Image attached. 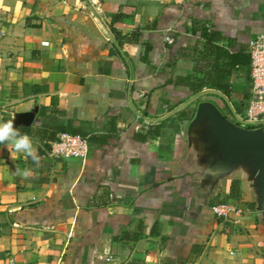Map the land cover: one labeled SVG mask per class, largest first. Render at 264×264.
<instances>
[{
	"label": "crops",
	"instance_id": "crops-1",
	"mask_svg": "<svg viewBox=\"0 0 264 264\" xmlns=\"http://www.w3.org/2000/svg\"><path fill=\"white\" fill-rule=\"evenodd\" d=\"M194 20L216 44L249 50L264 0H0V120L22 125L17 116L36 109L23 126L40 157L37 167L0 144V264H264L251 181L236 170L211 184L188 138L197 103L231 119L245 81L236 70L231 100L190 101L205 91L194 93V61L180 55L204 42ZM43 121L70 123L87 154H46ZM228 201L238 223L214 214Z\"/></svg>",
	"mask_w": 264,
	"mask_h": 264
},
{
	"label": "water",
	"instance_id": "water-1",
	"mask_svg": "<svg viewBox=\"0 0 264 264\" xmlns=\"http://www.w3.org/2000/svg\"><path fill=\"white\" fill-rule=\"evenodd\" d=\"M206 92L217 91L205 90L190 101L199 99ZM36 112L35 109L20 113L16 122L30 126ZM187 133L198 149L211 184L241 170L252 183L257 209L264 211V128L243 127L225 116L213 102L201 100L188 124Z\"/></svg>",
	"mask_w": 264,
	"mask_h": 264
},
{
	"label": "trees",
	"instance_id": "trees-1",
	"mask_svg": "<svg viewBox=\"0 0 264 264\" xmlns=\"http://www.w3.org/2000/svg\"><path fill=\"white\" fill-rule=\"evenodd\" d=\"M192 33H197L204 40L199 47L197 44H189L180 50V55L190 57L194 61V74L188 79L192 85L194 93L202 90H215L221 93L227 100L233 98V93L237 89V84L231 80V76L236 70H243L245 81L241 86V96L239 101L231 102L232 109L237 115H244L251 97L252 79L250 75V53L245 48L236 51H229L221 45L216 44L219 33L212 30L208 24L203 21L194 20ZM229 44L232 39H228ZM11 118H4L7 121ZM255 126L263 127L264 122H259ZM255 126H249L253 128ZM21 133L29 134L34 131L23 125H14ZM38 129V128H37ZM40 129V130H39ZM37 130L40 133V139L52 141L56 138L57 133L67 132L70 134H79L77 129L71 127L70 123L64 125L55 123L50 125L43 121ZM250 205H253L250 203ZM131 264V263H126Z\"/></svg>",
	"mask_w": 264,
	"mask_h": 264
},
{
	"label": "built area",
	"instance_id": "built-area-1",
	"mask_svg": "<svg viewBox=\"0 0 264 264\" xmlns=\"http://www.w3.org/2000/svg\"><path fill=\"white\" fill-rule=\"evenodd\" d=\"M171 42L170 37H166ZM250 75L252 79L251 97L244 115L234 114V121L249 128L259 122H264V32L258 33L249 44ZM144 123H149L147 119ZM255 126L253 128H257ZM46 146L45 152L51 157H84L88 152L87 138L67 132H59L52 141H42ZM214 214L222 220L238 223L242 215V209L234 202H221L213 206ZM8 264H14L10 261Z\"/></svg>",
	"mask_w": 264,
	"mask_h": 264
},
{
	"label": "clouds",
	"instance_id": "clouds-1",
	"mask_svg": "<svg viewBox=\"0 0 264 264\" xmlns=\"http://www.w3.org/2000/svg\"><path fill=\"white\" fill-rule=\"evenodd\" d=\"M14 119L7 121L0 120V144H10L16 153H23L26 158L31 157L38 167L40 157L37 149L34 147L32 138L14 127ZM17 174L27 179L32 175V170L29 168L23 170L17 169Z\"/></svg>",
	"mask_w": 264,
	"mask_h": 264
},
{
	"label": "rangeland",
	"instance_id": "rangeland-1",
	"mask_svg": "<svg viewBox=\"0 0 264 264\" xmlns=\"http://www.w3.org/2000/svg\"><path fill=\"white\" fill-rule=\"evenodd\" d=\"M222 111H223V113H228L229 111H226L225 109H222ZM230 117H231V119H234V115H232L231 113H230Z\"/></svg>",
	"mask_w": 264,
	"mask_h": 264
}]
</instances>
